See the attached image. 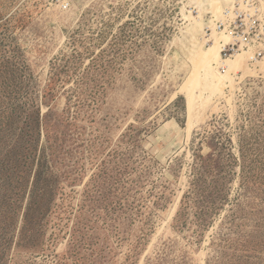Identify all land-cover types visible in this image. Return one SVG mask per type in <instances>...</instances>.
I'll list each match as a JSON object with an SVG mask.
<instances>
[{"label": "rangeland", "instance_id": "rangeland-1", "mask_svg": "<svg viewBox=\"0 0 264 264\" xmlns=\"http://www.w3.org/2000/svg\"><path fill=\"white\" fill-rule=\"evenodd\" d=\"M184 5L0 0V264H264V62Z\"/></svg>", "mask_w": 264, "mask_h": 264}, {"label": "built area", "instance_id": "built-area-1", "mask_svg": "<svg viewBox=\"0 0 264 264\" xmlns=\"http://www.w3.org/2000/svg\"><path fill=\"white\" fill-rule=\"evenodd\" d=\"M52 1L62 3V0ZM194 1L185 0L184 6L189 17L199 19L200 9ZM201 21L204 23L207 45L213 42L214 33L230 38L227 44L222 43V58L248 53L250 65L264 62V0H232L229 6L222 7L220 13L209 10Z\"/></svg>", "mask_w": 264, "mask_h": 264}, {"label": "bare ground", "instance_id": "bare-ground-1", "mask_svg": "<svg viewBox=\"0 0 264 264\" xmlns=\"http://www.w3.org/2000/svg\"><path fill=\"white\" fill-rule=\"evenodd\" d=\"M232 0H223V1H217V0H195L194 2L197 3L200 9L201 17L207 13L209 10L213 11L215 13H220L223 6H229ZM201 17L199 19L195 20L200 23L201 27H204L203 21H201ZM204 34H205V28H204ZM205 38V37H204ZM213 42L210 45H204L205 41H201L202 37H200V41L202 44V51L200 52L199 56L195 59V61L198 63V68L203 69L207 68L214 76V86H221V83L223 82V79L227 75H231L233 73H236L237 71H241L242 69L245 71L247 70V59L249 58L250 61V55L248 53H241L238 55H235L233 58H222L221 56V49L223 47V44H227L230 41L229 37H226L223 34L220 33H214L212 36ZM207 46V47H206ZM250 64V62H249ZM255 67V66H253ZM201 82L200 75L195 78V81H192V86H198ZM193 102H194V95L191 93L189 96V105L190 110L193 108Z\"/></svg>", "mask_w": 264, "mask_h": 264}]
</instances>
